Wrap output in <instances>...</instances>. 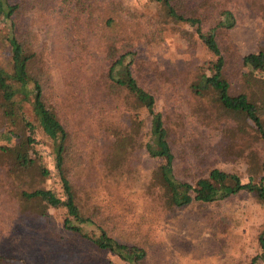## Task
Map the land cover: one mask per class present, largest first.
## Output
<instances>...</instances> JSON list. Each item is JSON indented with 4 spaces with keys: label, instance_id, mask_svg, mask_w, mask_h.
<instances>
[{
    "label": "trees",
    "instance_id": "trees-1",
    "mask_svg": "<svg viewBox=\"0 0 264 264\" xmlns=\"http://www.w3.org/2000/svg\"><path fill=\"white\" fill-rule=\"evenodd\" d=\"M149 2L159 6L156 9L164 22L172 23L173 28L182 26L188 37L199 40L213 56L207 67L201 65L194 72L188 90L205 127L219 136V157L240 170L217 166L218 155L199 145L178 153V140L173 138L168 115L159 108L155 89L133 71L138 53L127 46V37L139 31L140 11L128 10L121 0H0V23H7L2 37L11 53L0 63V183L4 185L2 177L7 178L18 199H40L55 208L66 206L65 228L83 241L113 252L126 264H147L149 246L140 237L139 226L120 232L122 215L106 212L107 203L91 209L81 196L73 169L84 161L85 140L74 132L47 88L51 67L33 18L44 22L54 13L58 15L60 37L68 44V83L77 87L72 91L74 98L80 97L78 88L95 90L97 98L87 108L95 121L92 133L109 141L101 164L105 175L128 182L140 176L139 187L154 198V211L160 208V214L194 203L208 205L243 191L264 206V154L255 145H264V47L237 56L247 68L243 74L247 84L234 92L224 77L225 66L232 61L229 44H222L220 38L238 24L236 12L211 0ZM89 37L97 38L94 47L88 44ZM97 62L100 69L90 74L89 65ZM110 102V111H121L129 120H110ZM86 138L91 139L90 132ZM44 149L49 153H43ZM142 150L157 161L148 172L134 163L136 152ZM5 155L16 156L17 161L6 164ZM51 177L54 184L46 187ZM25 212L36 225L45 217L42 211V218ZM113 219L118 224L112 225ZM48 239V251L55 249L50 264H85L87 252L69 239L60 235ZM258 243L260 251L249 264L264 260V229ZM57 251L61 255L56 256ZM0 264L29 262L0 251Z\"/></svg>",
    "mask_w": 264,
    "mask_h": 264
},
{
    "label": "rangeland",
    "instance_id": "rangeland-1",
    "mask_svg": "<svg viewBox=\"0 0 264 264\" xmlns=\"http://www.w3.org/2000/svg\"><path fill=\"white\" fill-rule=\"evenodd\" d=\"M121 1L128 10L141 13L137 21L139 31L127 37V46L138 53L132 65L133 71L148 80L149 85L155 89L159 108L168 115L173 138L178 140V153L184 147L192 145L197 149L199 145L204 150H210L211 155H218L215 159L217 166L240 170L238 166L225 162L222 156L219 157L222 147L217 143L219 136L205 127L188 90L194 72L201 65L207 67L213 56L199 40L196 42L193 36L188 37L181 30L182 26L173 28L172 23L164 22L156 9L159 6L152 5L149 0ZM211 1L221 8L230 7L237 15L236 27L222 34L220 40L222 44H229L232 56V61L225 66L224 77L231 82L234 92H239L247 84L243 76L247 68L239 63L237 56L264 47V0ZM57 17L54 13L44 22L33 18V28L46 44V61L51 67V80L47 88L55 96L56 104L74 132L78 131L85 140L84 161L79 166L74 165L73 171L78 174L76 181L88 206L94 209L98 204L107 203L104 206L106 212L113 210L115 214L122 215L119 221L120 232L127 233L130 228L139 226L140 237L149 246L147 264H249L252 256L260 251L258 236L264 229V206L253 194L243 191L208 205L194 203L178 208L175 212L160 214V208L154 211V198L149 196L146 189L139 187L140 176L135 174V179L128 182L120 176L105 175L101 164L106 153L104 150L108 149L105 145L109 141L92 133L95 121L88 114L87 108L97 98L95 90L78 88L80 97L74 98L75 93L72 91L77 87L69 84L67 78L70 71L66 56L68 44L60 37ZM6 24L0 23V63L11 55L2 37L7 33ZM88 39L91 41L88 42L90 47H94L97 38ZM98 62L89 65L90 74L100 69ZM109 104L107 117L110 120H129L127 116H122L121 111H110L112 103ZM88 132L91 136L89 141L86 138ZM255 145L263 155L264 145L260 142ZM44 151L45 154L48 152L47 149ZM136 154L138 157L134 160L135 165L146 172L157 164L143 150ZM5 160L8 164L16 162L17 158L5 155ZM51 166L54 168L53 163ZM183 174L188 177L185 172ZM243 177L248 179L246 174ZM2 178L5 184L0 183V251L23 257L29 264H50L49 256L55 249L52 251L50 247L48 251V238L60 235L69 239L79 250L87 252L83 255L87 258L85 264H126L113 252L99 249L65 228L64 218L68 213L66 206L55 208L40 199H18L7 178ZM53 184L54 179L51 177L47 178L44 185L51 187ZM107 205H110L109 208ZM25 210L39 216L42 211L45 217L40 216L42 220L39 219L36 225L28 218ZM111 224L118 222L113 219ZM40 242L43 244L40 245ZM41 249L44 250L43 254ZM55 255L61 254L57 251ZM258 264H264V260Z\"/></svg>",
    "mask_w": 264,
    "mask_h": 264
}]
</instances>
